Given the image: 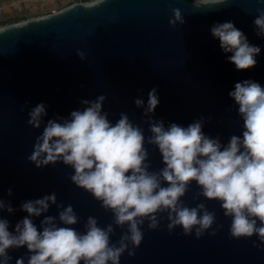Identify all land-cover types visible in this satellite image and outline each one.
I'll use <instances>...</instances> for the list:
<instances>
[{"label":"water","instance_id":"obj_1","mask_svg":"<svg viewBox=\"0 0 264 264\" xmlns=\"http://www.w3.org/2000/svg\"><path fill=\"white\" fill-rule=\"evenodd\" d=\"M257 0H225L220 5L195 7L193 0H103L101 4L76 3L44 17L7 25L0 31V199L10 201L13 213L0 212L9 221V231L27 213L19 205L25 200L55 192L57 202L71 204L78 216L73 225L82 231L88 216L98 226L112 223V213L100 207L90 193L76 187L68 177L73 170L57 162L43 168L27 160L36 136L42 131L27 124V112L37 103L47 105L45 122L56 116L68 117L81 108L82 99L93 100L103 94L102 110L113 123L124 112L144 129L146 117L133 101L156 88L159 103L153 120L187 126L204 117L202 131L219 136L226 143L240 135L241 124L234 101L228 96L234 84L252 79L264 86V37H257L252 24ZM179 9L183 24L169 25L172 9ZM233 22L252 45L260 46L256 64L237 70L226 61L219 42L210 34L214 22ZM84 54V60L76 55ZM28 100V106H24ZM21 108L24 110L21 111ZM148 149L150 171L161 168L155 147ZM12 189L8 196L6 190ZM192 182L181 198L188 206L203 202L215 213V223L196 239L184 235L180 227L169 232L167 219L156 229L141 226L143 238L132 257L127 251L120 264H264V250L253 246L256 236L232 238L230 218L215 200L196 196ZM45 215H57L54 205ZM43 216L34 218L39 226ZM221 227L209 235L216 226ZM110 243L126 228L113 225ZM39 231V227H38ZM259 243V241H257ZM10 264L26 256L27 249L10 248Z\"/></svg>","mask_w":264,"mask_h":264},{"label":"clouds","instance_id":"obj_2","mask_svg":"<svg viewBox=\"0 0 264 264\" xmlns=\"http://www.w3.org/2000/svg\"><path fill=\"white\" fill-rule=\"evenodd\" d=\"M93 2L98 5L103 0ZM223 3L225 0H193L195 7ZM257 3L264 5V0ZM168 23H184L179 9H172ZM252 24L256 36L264 37V7L257 8ZM209 31L222 53H231L226 61L237 70L256 64L260 46L250 44L233 22H214ZM76 55L84 60L79 50ZM228 96L242 124L240 135H231L226 143L202 131V116L187 126L175 122L165 126L162 120H153L159 103L156 88L149 90L146 103L142 98L133 101L147 118L148 136L124 112L114 123L110 121L102 110L106 100L103 94L93 100L82 99V107L72 110L68 117L56 116L46 122L47 105L40 102L31 107L27 124L43 128L27 160L37 168L57 162L70 166L73 172L68 179L110 211L112 223L102 228L95 217L88 216L83 230L77 231L71 227L78 222L76 212L71 204L58 203L55 192L25 200L19 208L27 215L15 223L12 231L8 219L0 217V264H10L8 250L22 246L27 255L16 258L15 264H120L125 251L129 257L135 254L145 221L153 230L165 218L169 232L180 227L184 235L193 234L199 239L215 223V213L203 202L190 207L181 199L192 182L199 189L194 200H215L223 215L230 218L232 238L255 235L253 246L264 250V86L244 79L234 84ZM24 106H28V100ZM145 144L159 152L163 166L158 170H149ZM6 194L11 196L12 189L8 188ZM52 205L57 215H45ZM13 211L10 201L0 199V212ZM41 216L37 226L33 220ZM113 225L126 231L110 243ZM220 227L217 224L209 235Z\"/></svg>","mask_w":264,"mask_h":264},{"label":"rangeland","instance_id":"obj_3","mask_svg":"<svg viewBox=\"0 0 264 264\" xmlns=\"http://www.w3.org/2000/svg\"><path fill=\"white\" fill-rule=\"evenodd\" d=\"M93 0H0V28L58 12L72 4Z\"/></svg>","mask_w":264,"mask_h":264}]
</instances>
